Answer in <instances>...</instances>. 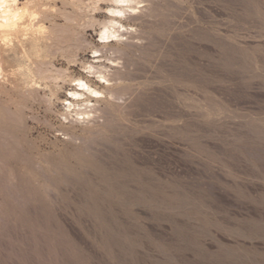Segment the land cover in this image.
I'll list each match as a JSON object with an SVG mask.
<instances>
[{
    "label": "rangeland",
    "instance_id": "1",
    "mask_svg": "<svg viewBox=\"0 0 264 264\" xmlns=\"http://www.w3.org/2000/svg\"><path fill=\"white\" fill-rule=\"evenodd\" d=\"M33 2L55 53L0 79V264H264V0H143L111 42L114 2Z\"/></svg>",
    "mask_w": 264,
    "mask_h": 264
},
{
    "label": "bare ground",
    "instance_id": "2",
    "mask_svg": "<svg viewBox=\"0 0 264 264\" xmlns=\"http://www.w3.org/2000/svg\"><path fill=\"white\" fill-rule=\"evenodd\" d=\"M110 1L114 2L115 5L106 8L107 13L109 14V19L103 22L100 31V38L103 42H111L123 35L122 30H126L127 28L120 17H126L128 12H134L140 7L139 4L143 0ZM33 3V0H0L1 80L5 78L9 79V76L14 75V73H18L25 84L32 82L34 75H39L41 79L45 78L42 75L46 72L43 73L44 69L42 67L47 60H45V58L53 53L54 50H49L50 46L48 45V39L52 36L49 37L45 33L46 26L44 18L46 17L47 12L45 13L43 10L37 9L35 7L36 5L34 6ZM98 51V49H95V52ZM48 61L49 60L46 62ZM51 66L50 70L54 64L52 67ZM93 67L94 66L90 64L86 68L91 69ZM101 69H96L99 76L98 78H100L101 81L110 84L112 78ZM46 70L48 71V69ZM55 72L57 73V71ZM48 74L52 73H46V75ZM56 75L57 74L54 76ZM54 76H52V78ZM50 78L51 76L49 79ZM72 81L73 87L68 90L67 97L63 99L67 102L66 114L74 113V115H81L82 119H84L85 116L89 117L90 115L95 114V112L100 111L96 108L98 106H96L95 102L100 101L102 97L104 98L106 96L105 89H100L99 87L94 86L89 80L81 76L73 78ZM5 82L7 81L5 80L4 83ZM110 93L111 92L108 91V94ZM66 114L64 113L65 116ZM92 117L94 118V116Z\"/></svg>",
    "mask_w": 264,
    "mask_h": 264
}]
</instances>
